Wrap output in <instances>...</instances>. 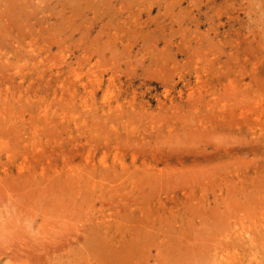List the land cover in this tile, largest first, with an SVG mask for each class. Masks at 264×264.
Instances as JSON below:
<instances>
[{
  "label": "rangeland",
  "instance_id": "rangeland-1",
  "mask_svg": "<svg viewBox=\"0 0 264 264\" xmlns=\"http://www.w3.org/2000/svg\"><path fill=\"white\" fill-rule=\"evenodd\" d=\"M149 2L112 34L0 18V264H117L109 213L127 264H209L264 219V0Z\"/></svg>",
  "mask_w": 264,
  "mask_h": 264
},
{
  "label": "bare ground",
  "instance_id": "bare-ground-1",
  "mask_svg": "<svg viewBox=\"0 0 264 264\" xmlns=\"http://www.w3.org/2000/svg\"><path fill=\"white\" fill-rule=\"evenodd\" d=\"M152 1H154V0H152ZM148 4H149L150 7H152L151 5H153L152 2H149V0H0V18L6 22V24L9 27V30L14 28V24L16 22H21L22 24H24L26 26H28L29 24L35 25L36 22L34 23L32 21L33 19H41V18H43V19H45L44 21H46V22H48L50 24L52 21H55L53 18H55L57 16V13H58V15L62 16V18H63L62 21L66 20L64 18L65 15H66L65 11L67 12L66 8L70 7V8H72V11L74 12L73 14H77L76 12H78L80 10L81 11L82 10H84V11L88 10V12H91V11L94 12L96 14V17H94L92 25H95V23H97V21H98L97 17L99 16V14L101 16L110 17L107 20H109V21H111L113 23H109V21L106 22L104 24V26L101 25L102 28H100V30H102V29L103 30L104 29L108 30L109 29L108 31H110L111 32L110 34H112L114 32L112 30L113 24L117 23V21H115V20H119L120 21L119 23L122 24V26L124 27L121 30L126 31L127 28L124 25H127V27H131L130 25H132L135 21L139 20L138 15H141L139 10H141L142 13L144 12L143 11L144 9L149 10L148 9L149 6L148 7L146 6ZM97 7H98V11H96ZM153 7H154V5H153ZM100 8H102V9L105 8V11L104 10L100 11ZM55 10L57 11V13H56ZM84 14L87 15L86 12ZM95 14H94V16H95ZM72 16L73 15H69V14L66 16V18H68V21L69 20L72 21L71 20ZM92 16H91V18H93ZM86 17H88V16H86ZM57 18H58V16H57ZM141 18H140V20H141ZM85 19H87V18H85ZM56 20H58V19H56ZM91 20L92 19L89 20V23H90ZM73 21H74V19H73ZM101 22H104V21L102 20ZM107 24H109V25H107ZM106 25H107V27H106ZM71 26H69V28ZM72 27H73V30L75 31L76 29H74V26H72ZM88 27H89V25H88ZM51 28H52V26H51ZM139 28H141V27H139ZM118 30L121 31L119 29V27H118ZM128 30H129V28H128ZM118 33L119 32L117 31L116 34H118ZM56 34H58V33H56ZM115 37H117V36H115ZM133 156L135 157L136 155L133 154ZM90 157H92V156L88 155L87 163L90 162V160H91ZM85 165L86 166L90 165V163L89 164H85ZM125 216L126 217H123V219L127 220L128 214H125ZM119 217H120L119 214H114V213H109L106 216L99 215L98 216L99 224L96 226L98 228V230L97 231L94 230V231L90 232L88 236H89V239H91L92 242L96 241L95 240L96 237L100 238V236L101 237L103 236L107 242H110V243L114 242L113 244H115V246L114 247H110V250L113 252V253H109L111 255L110 257H112V260L110 262L111 263L118 262L117 264H121V262H122V264H127V259H130L131 258V254L133 255L134 252L131 253V252H126V251L132 250V249H130L128 247V245H130V243H133V239L132 238L135 237L134 236L135 234L137 235V231H138L137 229L138 228H135V227L133 228V226L131 224H128V223L124 225L122 223V221H121V217H120V219H119ZM140 218H142V216ZM136 219L140 220L139 218H136ZM141 220H143V219H141ZM236 221H238V220H236ZM143 223H145V221ZM61 224H63V222ZM238 224H239V222H238ZM145 225L146 224H144V226ZM153 225H154V223H153ZM153 225H151V226H153ZM79 227L81 228V225ZM262 227H264V219H261L260 222L258 220L256 222V225H255L254 229L251 227V224L248 225L247 227L244 226L242 228L235 229L232 232L235 235L234 237H232L233 238L232 240H229L227 242H225L223 240L221 242V244L223 246H221L220 248L215 246L214 251L212 252V255H211V260L208 257V260H210L209 264H264V231H262ZM258 228L260 229L259 233L257 232ZM93 233L95 234V236H91V234L93 235ZM145 233H146V230H145ZM246 233L248 234L247 236H242V234H246ZM229 234H231V233H229ZM229 234H226L225 237H228ZM74 235H73V237H74ZM142 235H141V237H142L141 239L143 240V238H144V240H145V237H143ZM232 235H230V236H232ZM127 237H128V239H130V240L132 239V240L131 241L127 240ZM240 237H242V239H244V240H243L242 243H237L236 239H238ZM75 238H78V237L75 236ZM135 238L137 239L138 236L135 237ZM78 239H76L77 240L76 242H78ZM138 239H140V237ZM204 239H206V238H204ZM141 242L144 243L143 241H141ZM95 243H99V242H95ZM135 243H138V242H135ZM247 243L252 248V251L249 252V253H247L245 251V245L244 244H247ZM125 244H127V245H125ZM97 246L99 247V249L102 248V246H99L98 244H97ZM134 246H136V245H134ZM138 250L140 251V249H138ZM99 251H102V250H99ZM135 252L137 253L138 251H135ZM141 252H142V249H141ZM135 256L136 255H134V257ZM202 260H203V258H202ZM191 261H194V260L191 259ZM193 263H191V264H193ZM92 264H96L95 261L93 262V260H92ZM103 264H107V263H103ZM108 264H110V263H108Z\"/></svg>",
  "mask_w": 264,
  "mask_h": 264
}]
</instances>
